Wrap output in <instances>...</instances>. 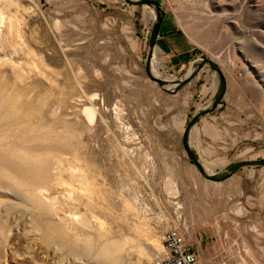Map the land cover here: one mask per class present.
Instances as JSON below:
<instances>
[{
	"label": "rangeland",
	"instance_id": "rangeland-1",
	"mask_svg": "<svg viewBox=\"0 0 264 264\" xmlns=\"http://www.w3.org/2000/svg\"><path fill=\"white\" fill-rule=\"evenodd\" d=\"M157 1L225 78L189 131L197 160L217 174L264 158V0ZM0 15V264H145L168 228L198 264H264V167L215 183L189 162L181 132L216 75L174 94L150 81L148 7L0 0Z\"/></svg>",
	"mask_w": 264,
	"mask_h": 264
},
{
	"label": "water",
	"instance_id": "water-1",
	"mask_svg": "<svg viewBox=\"0 0 264 264\" xmlns=\"http://www.w3.org/2000/svg\"><path fill=\"white\" fill-rule=\"evenodd\" d=\"M125 3L134 6H146L153 12L154 16L152 23L150 25L145 53L143 56V69L147 78L156 83L158 88L166 93L174 94L183 85L188 83L193 76H195L199 71L207 67L211 70L217 79V87L214 95L200 109L196 110L190 115L181 132V144L183 151L191 164L197 169V171L207 180L212 182H222L229 178L235 171L248 166L264 167V158H251L245 160H239L229 165L223 171L217 174H209L206 172L204 166L197 160L196 155L189 147L188 136L192 125L198 120L199 117L212 112L220 103L222 96L225 92V78L220 70V68L210 59L205 56L193 57L188 60L185 72L177 75V72L166 73L164 76H159L155 73L152 67V55L155 47V38L157 36L158 23L162 17V10L160 8L159 2L157 0H123ZM196 63L194 66L193 64Z\"/></svg>",
	"mask_w": 264,
	"mask_h": 264
},
{
	"label": "crops",
	"instance_id": "crops-1",
	"mask_svg": "<svg viewBox=\"0 0 264 264\" xmlns=\"http://www.w3.org/2000/svg\"><path fill=\"white\" fill-rule=\"evenodd\" d=\"M192 50L193 48L188 46V42L185 41L181 32H179L176 27L173 26L169 17H167L165 14H162L161 20L158 23L154 52L160 58V61H162L163 55L168 57L167 61L169 64L164 66L167 70H164L163 73L166 74L180 70L182 66L188 62V60L194 57L193 54L195 53L192 55L190 53ZM200 73H205V75L208 76V72L202 69L201 72L197 73L195 76H193V78L195 77V79H197ZM233 249L235 251L238 250L237 247L236 249L229 247L227 250L228 254H231L230 252Z\"/></svg>",
	"mask_w": 264,
	"mask_h": 264
},
{
	"label": "built area",
	"instance_id": "built-area-1",
	"mask_svg": "<svg viewBox=\"0 0 264 264\" xmlns=\"http://www.w3.org/2000/svg\"><path fill=\"white\" fill-rule=\"evenodd\" d=\"M162 251L145 264H198L197 252L176 228L161 233Z\"/></svg>",
	"mask_w": 264,
	"mask_h": 264
},
{
	"label": "bare ground",
	"instance_id": "bare-ground-1",
	"mask_svg": "<svg viewBox=\"0 0 264 264\" xmlns=\"http://www.w3.org/2000/svg\"><path fill=\"white\" fill-rule=\"evenodd\" d=\"M2 15V14H1ZM0 15V24L2 23V19H3V17ZM92 113H93V109H91V110H89L88 111V116H91L92 115ZM94 116V115H93ZM91 118H92V116H91ZM206 170V169H205ZM38 191H39V193L41 194V189H38ZM43 191V190H42Z\"/></svg>",
	"mask_w": 264,
	"mask_h": 264
}]
</instances>
